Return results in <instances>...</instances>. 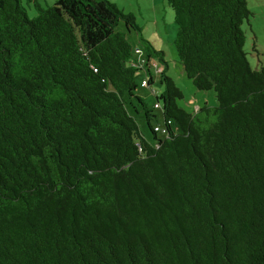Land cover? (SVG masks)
Here are the masks:
<instances>
[{"label": "trees", "instance_id": "1", "mask_svg": "<svg viewBox=\"0 0 264 264\" xmlns=\"http://www.w3.org/2000/svg\"><path fill=\"white\" fill-rule=\"evenodd\" d=\"M166 1L178 62L216 106L179 105L166 53L114 2L27 0L31 19L0 0V264H264V65L244 31L256 13ZM151 60L152 109L137 94Z\"/></svg>", "mask_w": 264, "mask_h": 264}, {"label": "rangeland", "instance_id": "2", "mask_svg": "<svg viewBox=\"0 0 264 264\" xmlns=\"http://www.w3.org/2000/svg\"><path fill=\"white\" fill-rule=\"evenodd\" d=\"M42 8L52 6L54 0H37ZM114 2L125 13L135 15L139 26L142 28V35L149 40L155 48L166 53L165 60L168 65L167 74L173 78L184 94V99L179 101V105L187 108L188 111H196L200 106L207 105L210 107L216 106L218 100L213 91L196 89L195 85L185 75L183 67L178 62V54L174 46V41L177 34V25L174 19L173 9L168 5L166 0H109ZM24 8L27 11L29 18L33 19L37 15L33 3H28L23 0ZM255 15L250 18V23L244 25V31L247 37L245 50L248 53V60L253 68L264 65V16L258 10H255ZM118 30L127 34L128 42L133 48L141 49L142 57L145 56V51L140 44L141 36L135 31H127L122 23ZM154 62L151 66L154 67ZM153 68V83L150 86L144 87L142 81L143 74L138 76L137 94L142 96L147 106L152 109L156 101V97L163 92V85L160 83V73L162 67L155 64ZM136 102V101H135ZM137 103V102H136ZM138 104V103H137ZM136 104V105H137ZM157 115L160 124L162 125V113L160 110H153ZM139 125L141 132L147 139H151L146 123L142 121V117L138 114ZM160 127V126H159Z\"/></svg>", "mask_w": 264, "mask_h": 264}, {"label": "built area", "instance_id": "3", "mask_svg": "<svg viewBox=\"0 0 264 264\" xmlns=\"http://www.w3.org/2000/svg\"><path fill=\"white\" fill-rule=\"evenodd\" d=\"M134 53H135L134 56H135L136 60L133 61L132 65L133 66L142 65L144 63V56L142 57L141 49H136V51H134ZM149 64H150V69L153 70V67L151 66V62ZM142 84H143L144 87L149 86L147 80H144L142 82Z\"/></svg>", "mask_w": 264, "mask_h": 264}, {"label": "crops", "instance_id": "4", "mask_svg": "<svg viewBox=\"0 0 264 264\" xmlns=\"http://www.w3.org/2000/svg\"><path fill=\"white\" fill-rule=\"evenodd\" d=\"M247 1L249 3V6L251 7V9L253 8L255 10H258L264 16V0H247ZM150 62H154V60H151ZM155 64H154V67L156 66ZM153 71H154V69H153Z\"/></svg>", "mask_w": 264, "mask_h": 264}]
</instances>
